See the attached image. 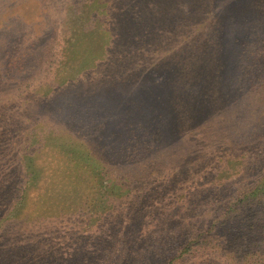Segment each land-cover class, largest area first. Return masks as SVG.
I'll return each instance as SVG.
<instances>
[{
    "label": "rangeland",
    "instance_id": "rangeland-1",
    "mask_svg": "<svg viewBox=\"0 0 264 264\" xmlns=\"http://www.w3.org/2000/svg\"><path fill=\"white\" fill-rule=\"evenodd\" d=\"M84 1L0 0V264H264V0Z\"/></svg>",
    "mask_w": 264,
    "mask_h": 264
},
{
    "label": "trees",
    "instance_id": "trees-1",
    "mask_svg": "<svg viewBox=\"0 0 264 264\" xmlns=\"http://www.w3.org/2000/svg\"><path fill=\"white\" fill-rule=\"evenodd\" d=\"M62 3H66V9L68 11V14L70 15L72 10L74 11V8H76V6H78V4L80 3V0H77L76 2L74 0H62ZM111 4L112 1L110 0H85L84 3H82V5L85 7V6H90L89 7V12L90 13H95V12H98L100 13L101 11L104 10V18L102 19L103 21L102 22H105L108 20V11H107V8L108 9H111ZM83 6L80 7V9L83 10ZM76 11V9H75ZM101 21V20H99ZM101 22V23H102ZM100 23V27H104L103 23L101 24ZM100 30L97 31V37L99 38L100 36ZM75 32H72V33H69V37L68 39H66L64 41V43H59V45H57V47H55L54 49V46H52L51 48V56L53 58V61H52V70L55 71L56 74H54L53 77H48V80L47 82L45 83V86L46 87H54V88H59L60 85L66 83V84H69V82L71 80H73V77L70 76V74H72L73 76L74 73H80L82 72L83 73V70L84 69H88V65H85V62L88 60V59H83V60H80V63H78V65H72V60H73V57H79V55H82L83 52L85 51V45L84 44H79L78 43V39H81L82 40V36L78 39H74L75 35L74 34ZM74 35V37H73ZM96 38V39H98ZM94 42V40L92 41ZM84 47V48H83ZM134 49H130V51H132ZM133 52V51H132ZM88 51L85 52V54L82 56V57H88ZM80 56V58H82ZM74 72V73H73ZM81 73V74H82ZM63 75V76H62ZM62 76V77H61ZM262 188L264 189V183L263 185H261ZM260 191H257V193L255 194H252L250 193L249 195L251 197H255ZM248 197V196H247ZM249 197V198H251ZM246 200H241V201H236L237 203L238 202H245Z\"/></svg>",
    "mask_w": 264,
    "mask_h": 264
}]
</instances>
